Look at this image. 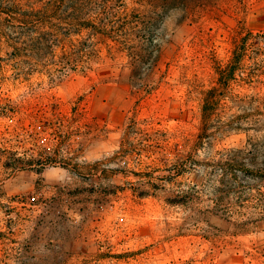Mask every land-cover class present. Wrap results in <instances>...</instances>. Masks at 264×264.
<instances>
[{
  "label": "rangeland",
  "instance_id": "obj_1",
  "mask_svg": "<svg viewBox=\"0 0 264 264\" xmlns=\"http://www.w3.org/2000/svg\"><path fill=\"white\" fill-rule=\"evenodd\" d=\"M0 264H264V0H0Z\"/></svg>",
  "mask_w": 264,
  "mask_h": 264
},
{
  "label": "trees",
  "instance_id": "obj_2",
  "mask_svg": "<svg viewBox=\"0 0 264 264\" xmlns=\"http://www.w3.org/2000/svg\"><path fill=\"white\" fill-rule=\"evenodd\" d=\"M10 4L11 5L7 6V10L13 18L19 19L18 21L22 23L20 28L22 29L21 31H23V35L20 36L25 39V41H21L24 47L19 48V52L23 55L31 56L30 58H43L53 44V41H50V38L47 37L46 32L40 33L39 31V28L46 26L45 11L47 9V3L44 4L45 7H43V9L36 10L32 9V5L30 4H28L25 9H20L19 5L14 2Z\"/></svg>",
  "mask_w": 264,
  "mask_h": 264
}]
</instances>
